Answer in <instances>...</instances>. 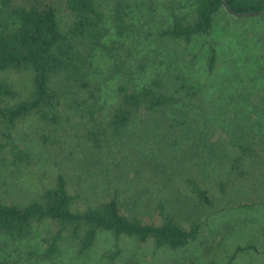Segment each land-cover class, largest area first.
<instances>
[{"label": "rangeland", "instance_id": "374dc122", "mask_svg": "<svg viewBox=\"0 0 264 264\" xmlns=\"http://www.w3.org/2000/svg\"><path fill=\"white\" fill-rule=\"evenodd\" d=\"M131 14L122 36L111 25L116 0H98L108 17L110 34L105 40L112 51H96L92 79L102 87L107 107L116 99V87L133 80L138 87L159 75L168 91L174 90L177 75L201 89L189 103L188 125L173 134L167 131V118L132 125L123 136L109 140L100 156L84 135L69 127L57 144L43 145L35 136L37 120L29 118L18 127L17 141L31 156L22 170L0 167V189L8 201L27 202L63 173L70 185L80 187L91 201L119 191L126 214L140 215L146 223L159 224L157 204L183 203L185 217L203 224L200 240L213 248L205 251L199 243L178 251L140 245L123 236L119 240L101 232L94 248L85 256L73 242L64 240L53 260L40 256L45 250L42 228L25 240L12 241L0 235V261L19 264H182L189 258L196 264H264V20L260 16H237L222 9L214 30L186 45L162 37L169 23L165 0H129ZM186 11L193 0H180ZM217 50L214 70L208 71L209 44ZM123 72L111 74L114 63ZM145 61L144 70L139 64ZM140 134L139 136H137ZM177 139L171 145L170 137ZM230 140L249 144L255 151L243 157L247 175L236 179L230 162L239 151ZM214 142V143H213ZM213 143V144H212ZM212 147V145H215ZM123 165L113 168L120 153ZM184 176H198L209 188L213 207L201 206L184 189ZM227 183V193L217 187ZM174 205V204H173ZM120 248L114 261L109 254ZM241 247L243 251H237ZM235 256L234 260L231 258Z\"/></svg>", "mask_w": 264, "mask_h": 264}, {"label": "trees", "instance_id": "16d2710c", "mask_svg": "<svg viewBox=\"0 0 264 264\" xmlns=\"http://www.w3.org/2000/svg\"><path fill=\"white\" fill-rule=\"evenodd\" d=\"M193 4V9L186 11L180 0H165L169 23L160 35L189 45L196 37L211 34L222 9L243 17L250 13L264 20V0H193ZM131 7L129 0L115 2L111 25L119 36L125 32ZM109 34L108 17L98 0H0L3 170H22L31 164L30 154L16 137L20 124L29 118L37 120L35 136L43 145L59 143L64 131L72 127L84 135L98 157L106 142L126 134L137 121L142 126L146 118L152 123L161 118L164 126V116L171 114L166 123L168 133L173 135L188 125L189 103L199 97L201 89L183 74L177 75L173 92L167 90L159 75L139 87L127 79L117 85L116 99L107 107L100 83L92 79V69L96 51L115 49L105 43ZM216 60L217 50L210 43L209 73ZM144 68L142 61L139 69ZM123 71L119 61L111 68V74ZM169 137L171 145H176L177 139ZM229 144L239 151L230 162V170L236 179H242L247 175L243 157L255 150L243 142L230 140ZM122 165L120 153L114 158L113 168L118 171ZM182 183L198 205L214 206L211 191L198 176H184ZM217 187L222 194L227 193L224 180H219ZM185 213L183 203L168 204L161 199L157 204L160 223L149 224L140 215L122 210L117 189L104 199L91 201L80 187L70 185L63 173L27 202L8 201L0 189V235L12 241L25 240L41 227L45 250L40 256L48 260L58 257L64 240L76 245L78 255H87L101 232L112 234L116 240L126 236L140 245L151 243L156 249L178 251L199 243L205 251L211 250L213 243L200 240L202 222L186 219ZM237 251L243 249L238 247ZM119 254L116 246L109 259L114 261ZM234 259L235 256L231 258ZM0 264L19 263L4 259ZM182 264L196 261L189 258Z\"/></svg>", "mask_w": 264, "mask_h": 264}, {"label": "water", "instance_id": "95a60500", "mask_svg": "<svg viewBox=\"0 0 264 264\" xmlns=\"http://www.w3.org/2000/svg\"><path fill=\"white\" fill-rule=\"evenodd\" d=\"M264 13V12H263ZM237 15L238 16H242V14H240V13H237ZM253 14H250V13H248V14H244V16H252Z\"/></svg>", "mask_w": 264, "mask_h": 264}]
</instances>
